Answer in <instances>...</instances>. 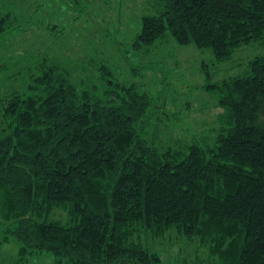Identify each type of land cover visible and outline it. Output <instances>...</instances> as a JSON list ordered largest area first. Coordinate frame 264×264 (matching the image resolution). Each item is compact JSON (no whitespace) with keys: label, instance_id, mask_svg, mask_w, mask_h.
<instances>
[{"label":"trees","instance_id":"16d2710c","mask_svg":"<svg viewBox=\"0 0 264 264\" xmlns=\"http://www.w3.org/2000/svg\"><path fill=\"white\" fill-rule=\"evenodd\" d=\"M156 2L134 49L167 32L217 61L264 44V0ZM17 21L0 16V39ZM23 62L19 87L0 97V245L13 240L19 259L48 252L57 264H164L134 234L175 229L214 264H264V55L206 85L223 109L217 143L183 153L148 140L151 97L108 64L79 87L54 58L29 52ZM56 209L64 220L49 218Z\"/></svg>","mask_w":264,"mask_h":264},{"label":"rangeland","instance_id":"374dc122","mask_svg":"<svg viewBox=\"0 0 264 264\" xmlns=\"http://www.w3.org/2000/svg\"><path fill=\"white\" fill-rule=\"evenodd\" d=\"M158 8L156 0H0V16L10 10L19 25L0 39V97L8 98L19 87L13 77L29 52L61 62L79 87L95 82L98 65L105 63L120 80L151 97L149 141L161 150L183 153L192 143L209 150L217 143L223 109L206 85L244 74L251 59L264 55V44L251 41L217 61L210 49L178 43L167 32L152 46L134 49L142 17L157 14ZM49 218L64 220L65 212L56 209ZM134 235L164 264H214L198 238L185 239L175 229ZM17 251L13 240L1 244L0 264H57L48 252L19 259Z\"/></svg>","mask_w":264,"mask_h":264}]
</instances>
